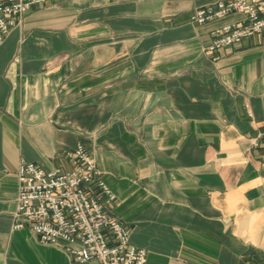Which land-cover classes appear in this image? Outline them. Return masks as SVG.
<instances>
[{"label":"crops","instance_id":"1","mask_svg":"<svg viewBox=\"0 0 264 264\" xmlns=\"http://www.w3.org/2000/svg\"><path fill=\"white\" fill-rule=\"evenodd\" d=\"M217 0H44L0 44V264H74L14 228L21 159L83 143L144 264H264V39L215 52Z\"/></svg>","mask_w":264,"mask_h":264},{"label":"built area","instance_id":"2","mask_svg":"<svg viewBox=\"0 0 264 264\" xmlns=\"http://www.w3.org/2000/svg\"><path fill=\"white\" fill-rule=\"evenodd\" d=\"M40 1L0 0V44ZM232 12L243 19L214 28L208 51L252 35L264 39V0H217L196 7L190 20L200 24ZM67 154L70 170L20 160L13 227H27L40 242L60 247L74 264H144L147 251L129 242L130 226L112 214L116 196L89 150L80 142Z\"/></svg>","mask_w":264,"mask_h":264}]
</instances>
